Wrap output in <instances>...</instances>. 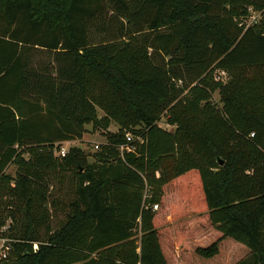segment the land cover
<instances>
[{"label": "trees", "instance_id": "obj_1", "mask_svg": "<svg viewBox=\"0 0 264 264\" xmlns=\"http://www.w3.org/2000/svg\"><path fill=\"white\" fill-rule=\"evenodd\" d=\"M87 126L106 138L91 162L76 147L54 156ZM66 180L74 198L55 228ZM165 189L180 246L152 211ZM6 220L0 264H197L227 239L248 252L235 264H264V0H0ZM197 226L218 237L189 257Z\"/></svg>", "mask_w": 264, "mask_h": 264}, {"label": "rangeland", "instance_id": "obj_2", "mask_svg": "<svg viewBox=\"0 0 264 264\" xmlns=\"http://www.w3.org/2000/svg\"><path fill=\"white\" fill-rule=\"evenodd\" d=\"M258 14L256 13H252L251 16H257ZM257 19V18H256ZM247 24L250 23V19L246 22ZM245 23V24H246ZM246 24V25H247ZM214 79L215 81H220L222 84H225L228 80V75L226 72H224V75L222 71L220 70H216L214 72ZM212 100H213V103L217 104L218 105V101H219V95H218V92H215L212 94ZM103 116V113L101 111L98 110V117H102ZM159 127L163 128V129H166L168 131H172L173 128L172 127H169L165 124V121L164 119H161L160 122L158 123ZM87 133L83 136L82 140L80 141H75V142H69V144H63L62 146L69 150L70 148H73V147H76L78 149H80L85 155H87L88 157L86 158L88 162H91V158L90 156L95 153L98 148L96 149L95 147H99L103 144L106 143V138H105V135H104V132H102L101 130L100 131H93L92 127L91 126H87ZM109 132H116L117 131V127L115 125V123H111V125L109 126V129H108ZM253 135H251L252 137ZM7 174L9 175H14L15 173V167L12 165L10 166L7 171H6ZM59 185L58 183L56 184L55 186V189L53 191V196H54V199H57L58 202H62L64 203V209L63 208H60L57 213H54L53 214V227H57L58 226V223L60 221H65V213H67L66 211V208L67 206L69 205V203H71L73 201V195L70 196V192L72 189V182H68L66 180V182H63L62 186L60 187V190L61 192L60 193H56V190L58 188ZM166 192H164V198L165 200L168 202V205H167V209L166 208L164 209L162 207L161 204H157L158 205V208L156 211H153L154 213L156 214H159L161 212H165V221H163L164 223L167 222L168 225H167V231H170V229L173 230L174 232V237L177 239V242H176V246H180V238L184 237H180L179 234L185 230L182 229L181 227V224L183 223V220H180V218L178 216H180L178 210L179 208H177L178 204H177V200L176 198L174 197L173 194H171L169 192V189L166 190ZM50 192L52 193V190L50 189ZM147 196H150V193L147 192V191H144V196L143 197H147ZM56 200V201H57ZM166 202V204H167ZM154 206V205H153ZM152 206V207H153ZM171 209V210H170ZM49 210L51 211L52 208L49 207ZM165 210V211H164ZM167 213V215H166ZM172 217H175L172 219ZM162 225V224H161ZM9 227H11V222L10 220H6L5 224L3 227L0 228V233H6L5 235H8V234H11V228L9 229ZM155 227L157 229V231H161L160 230V224H159V221L157 220L156 223H155ZM8 229V231H6ZM200 227H195V230L198 231L197 234H192V241L195 242L194 244V247L192 246L191 250L189 252H186V256H193V250L195 249L196 246L200 245V244H210L211 242L215 241V239L218 237L217 235H213V233L211 232V228L209 226L205 227V228H201L200 230ZM194 231V230H193ZM164 233H167L168 232H163L161 233L159 236H161V241L167 245L168 244V241L171 240L168 235V237L164 234ZM216 234H218L216 231H215ZM197 235V236H195ZM139 234L137 235V237L139 238ZM0 239H2L4 242H5V245L6 246H10L11 247V244L13 242V240L11 239H7L6 237H1L0 236ZM190 239V238H189ZM187 239V240H189ZM1 245V243H0ZM196 245V246H195ZM238 245V246H236ZM240 246V247H239ZM243 246L233 242L232 240L230 239H227L225 240L222 244H220L219 246V255L217 258H215L214 260H203V259H199L200 261L196 260L195 263L197 262V264H235L237 261L241 260L242 258H244L246 255H247V250L241 248ZM38 248L37 244H34L33 245V249L36 251ZM168 249V248H167ZM11 249H10V252L8 253V255L6 256L5 259H8L10 253H11ZM168 254V252H167ZM4 259H2L3 261Z\"/></svg>", "mask_w": 264, "mask_h": 264}, {"label": "built area", "instance_id": "obj_3", "mask_svg": "<svg viewBox=\"0 0 264 264\" xmlns=\"http://www.w3.org/2000/svg\"><path fill=\"white\" fill-rule=\"evenodd\" d=\"M256 18H258V15L255 16V17H254V16H251V17L249 18V19H250V23L247 24V25L249 26V25L255 23V22L257 21ZM222 75H224V72H223ZM216 81H217V80H216ZM125 141H126L127 144H130V143L132 142V136L129 135V134L125 135ZM63 144H66V145H67V144H69V143H68V142H66V143H61L59 149H56V150L54 151V156H56V157H58V158H63V157L67 154L68 150L65 149V148L62 146ZM95 148L97 149L98 147H95ZM119 150H120V152H123L124 150L127 151V152L133 151V149H132L129 145H126L125 147H124V146H121V147L119 148ZM157 208H158V206H157V205H154V206L152 207V210H153V211H156ZM0 243H1V245H0V261H1L2 259H5V258H6V256H7L8 253L10 252L11 247H10V246H6V245H5V242H4L2 239H0Z\"/></svg>", "mask_w": 264, "mask_h": 264}, {"label": "crops", "instance_id": "obj_4", "mask_svg": "<svg viewBox=\"0 0 264 264\" xmlns=\"http://www.w3.org/2000/svg\"><path fill=\"white\" fill-rule=\"evenodd\" d=\"M87 129V128H86ZM167 202V201H166ZM167 205H168V202H167V204H165V208L167 207ZM166 210H168L167 208H166ZM171 210V209H170ZM165 211V210H164ZM165 213V212H164ZM165 215V214H164ZM166 215H167V213H166Z\"/></svg>", "mask_w": 264, "mask_h": 264}, {"label": "water", "instance_id": "obj_5", "mask_svg": "<svg viewBox=\"0 0 264 264\" xmlns=\"http://www.w3.org/2000/svg\"><path fill=\"white\" fill-rule=\"evenodd\" d=\"M219 165H220V166L222 165V161H219Z\"/></svg>", "mask_w": 264, "mask_h": 264}]
</instances>
